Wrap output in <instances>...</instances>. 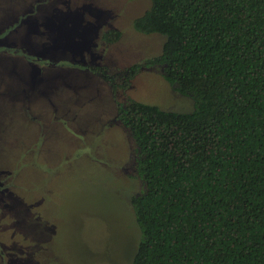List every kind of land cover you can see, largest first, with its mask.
Returning <instances> with one entry per match:
<instances>
[{"label":"rangeland","instance_id":"obj_1","mask_svg":"<svg viewBox=\"0 0 264 264\" xmlns=\"http://www.w3.org/2000/svg\"><path fill=\"white\" fill-rule=\"evenodd\" d=\"M151 3L0 0V46H13L0 48V264H131L144 185L118 107L195 109L162 67L124 87L123 72L162 54L165 36L134 29ZM110 30L120 40L107 42Z\"/></svg>","mask_w":264,"mask_h":264},{"label":"trees","instance_id":"obj_2","mask_svg":"<svg viewBox=\"0 0 264 264\" xmlns=\"http://www.w3.org/2000/svg\"><path fill=\"white\" fill-rule=\"evenodd\" d=\"M151 1L134 29L165 36L162 54L123 72L124 87L162 67L195 109L118 107L144 185L131 264H264V0Z\"/></svg>","mask_w":264,"mask_h":264},{"label":"flooded vegetation","instance_id":"obj_3","mask_svg":"<svg viewBox=\"0 0 264 264\" xmlns=\"http://www.w3.org/2000/svg\"><path fill=\"white\" fill-rule=\"evenodd\" d=\"M54 12L56 13H54V14H52L53 16H57L58 17V15L60 16L61 14H63V12H60V11H57V10H54ZM31 14H33V13H31ZM22 18H24L23 16H22ZM40 21H41V18H40ZM25 23V22H24ZM37 23H39V20H37L36 21V25H37ZM67 23H69V21L67 22ZM66 23V24H67ZM10 25V24H9ZM33 25H34V22H33ZM35 25V26H36ZM7 28H9V26L7 27ZM12 28V27H11ZM8 32V30L6 29V30H4V31H0V37H2V36H4V34L5 33H7ZM9 37L10 36H8L7 37V39H9ZM17 37H18V35H17ZM17 39V38H16ZM4 43H1V45H3ZM6 44H8V43H6ZM3 45L2 47L0 46V48H2V51H4V49L5 48H7V49H9V48H11V47H13V46H8V45ZM32 58H34V57H32ZM37 59V58H36ZM53 64V63H52ZM63 66H67V64H63ZM83 69H85V70H90V68L89 67H82ZM101 70H103V72H104V74H105V71H104V69H102V68H100ZM102 73V72H101ZM101 73H98V74H101ZM103 74V73H102Z\"/></svg>","mask_w":264,"mask_h":264},{"label":"crops","instance_id":"obj_4","mask_svg":"<svg viewBox=\"0 0 264 264\" xmlns=\"http://www.w3.org/2000/svg\"><path fill=\"white\" fill-rule=\"evenodd\" d=\"M63 71V70H62Z\"/></svg>","mask_w":264,"mask_h":264}]
</instances>
